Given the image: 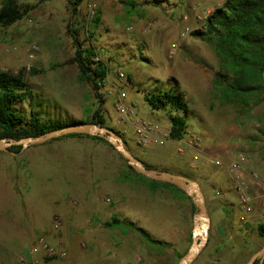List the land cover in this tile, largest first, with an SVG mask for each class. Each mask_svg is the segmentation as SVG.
Wrapping results in <instances>:
<instances>
[{
    "label": "rangeland",
    "instance_id": "rangeland-1",
    "mask_svg": "<svg viewBox=\"0 0 264 264\" xmlns=\"http://www.w3.org/2000/svg\"><path fill=\"white\" fill-rule=\"evenodd\" d=\"M178 1L194 0H159L158 7L149 0H83L75 15L67 0H18L28 11L0 27V71L21 76L31 86L33 98L17 106L27 116L32 110L51 121L94 123L97 111L144 164L158 169L161 161L173 163V169L198 183L209 216L207 240L189 264H246L264 245L258 234L264 224V100L251 98L246 105L215 90L214 74L223 71L212 44L203 40L196 43L205 48L204 60L189 54L193 63L180 67L181 52L173 56L170 51L180 47L181 28L169 34V23L182 15ZM77 42L80 50L95 48L93 56L84 54L87 66L95 70L103 62L127 101L161 132L169 134L170 110L152 109L144 94L180 90L190 108L180 138L196 137L205 151L225 160L241 148L251 211L239 210L234 184L222 167L194 159L182 143L138 144L133 131L117 122L114 95L81 75L74 59ZM119 70L125 75L121 80ZM129 165L110 143L88 136L48 139L17 153L0 151V264L31 256L35 237L45 233L104 236V248L110 250L102 258L105 264H179L193 242L195 203L179 187L182 193L152 189L154 179ZM113 216L135 227H104L102 222ZM55 220L61 222L57 230ZM136 227L163 244L150 243ZM82 256L76 264H96L95 258Z\"/></svg>",
    "mask_w": 264,
    "mask_h": 264
},
{
    "label": "trees",
    "instance_id": "trees-1",
    "mask_svg": "<svg viewBox=\"0 0 264 264\" xmlns=\"http://www.w3.org/2000/svg\"><path fill=\"white\" fill-rule=\"evenodd\" d=\"M83 0H67L72 9V15L77 13ZM28 11L22 9L18 0H2L0 8V27L9 26L20 20ZM93 23L99 22L98 15L94 16ZM90 31V35H91ZM192 37L210 43L213 46L222 72L214 74L213 85L215 90H220L223 96L235 100L240 97L242 102L248 105L253 98L254 103L264 100V0H224L220 7L214 9L211 15L207 16L204 25L191 31ZM81 43L77 42L75 62L80 68L81 75L93 82L97 87V80L104 77L107 70L106 65L100 62L95 70L90 69L84 61V54L89 52L94 55V47H85L80 50ZM31 86L21 77L0 71V139L18 140L23 137H34L43 134L48 130L65 126L67 124L83 121H72L61 123L42 119L32 110L27 116L17 106L20 102L33 98ZM145 101L152 109L170 110L171 138H180L187 127V117L190 110L180 90H161L154 93L144 94ZM96 122L105 124V118L94 114ZM88 136V138L105 141L101 136L88 134H66L60 137ZM20 145H10L9 151L17 153ZM132 169V166H128ZM145 167L150 168L145 164ZM152 189L157 186L167 188L171 192L182 191L169 182L152 180ZM123 223L127 226H134L132 222L122 221L113 216L111 221L102 222L104 227L111 228L116 224ZM135 227V226H134ZM136 229L142 236L153 244H163L161 240L152 238L148 232L141 227ZM258 234L264 238V224L258 226ZM253 264H264V259H259Z\"/></svg>",
    "mask_w": 264,
    "mask_h": 264
},
{
    "label": "built area",
    "instance_id": "built-area-1",
    "mask_svg": "<svg viewBox=\"0 0 264 264\" xmlns=\"http://www.w3.org/2000/svg\"><path fill=\"white\" fill-rule=\"evenodd\" d=\"M224 0H214L213 5L210 7L204 8V19L207 16L211 15L215 8L220 7ZM174 47L170 51V54L174 53ZM117 79L121 80L125 77L124 73L119 70L116 72ZM97 85L101 90L108 95L113 94L115 97L114 100V110L118 115L117 122L124 124L129 127L140 145L147 146L152 143L156 144H166L168 140L180 142L187 147L193 154L194 159L202 157V159L208 160L215 165L222 167L225 173L228 175L230 181L234 184V191L237 193V198L239 201V210L245 215L251 211V199L247 194V189L249 184L244 178L241 170L244 168L246 158L244 157L243 151L241 148L237 147L230 152L229 159L225 160L220 158V156L207 152L204 150L201 142L198 138L194 137L191 140H184L182 138H171L167 133L161 132L155 124L151 121L145 119L138 114L137 108L134 104L127 101L126 93L124 89L119 86V83H115L109 77L107 70L105 71L104 77L97 81ZM235 152V153H234ZM60 220H55L53 223L54 229H59ZM29 253V256H21L17 263L15 264H39V261L43 258L51 259L54 257H65L67 256L66 249L58 244L56 246L51 245L47 241L46 234H40L35 239L32 244ZM41 254V258H38L37 255Z\"/></svg>",
    "mask_w": 264,
    "mask_h": 264
},
{
    "label": "water",
    "instance_id": "water-1",
    "mask_svg": "<svg viewBox=\"0 0 264 264\" xmlns=\"http://www.w3.org/2000/svg\"><path fill=\"white\" fill-rule=\"evenodd\" d=\"M262 78L264 80V71ZM78 133V134H88L97 135L105 138L108 143L112 145L116 150H118L122 155L125 156L127 161L132 168L143 174V176L154 180H160L162 182H169L181 188L185 191L195 203L196 208V218L193 224L192 236L193 242L191 243L188 251L184 254L179 264H189L194 259L196 253L201 249L202 245L207 240L206 224L209 221V216L206 210V204L203 194L200 191L198 183L186 176L181 175V173H172L162 169H153L145 167L144 162L138 157L130 153L125 147L120 139L118 133L107 127L106 125L79 122L73 124H67L65 126L56 128L54 130H48L41 135L34 137H23L18 140L12 139H0V151H9L8 147L10 145H20L21 148H25L28 145L42 143L48 139H53L66 134ZM12 152V151H9ZM259 259L260 262L264 259V245L256 252H254L246 264H253Z\"/></svg>",
    "mask_w": 264,
    "mask_h": 264
},
{
    "label": "crops",
    "instance_id": "crops-1",
    "mask_svg": "<svg viewBox=\"0 0 264 264\" xmlns=\"http://www.w3.org/2000/svg\"><path fill=\"white\" fill-rule=\"evenodd\" d=\"M149 1L150 4L154 5L155 7L159 6V3L157 2L159 0H149ZM165 1L169 2V0H165ZM213 3L214 0H194L193 2L178 1L175 3L178 9L180 10L183 9V10L181 16H178L177 19H174L173 23L171 22L169 23L172 29L171 33L169 32V34H172L174 31L176 32L181 28L179 35L180 47H174V53H173L174 56L179 53L178 51L181 52L179 55L180 58L179 60L182 63L180 66L181 68L185 67L186 64L193 63L191 59L187 58L189 54L197 55L199 59L203 58L202 56L205 54V48L203 46H199L196 43V41L200 39L195 37H193L194 40H190V41L186 39L191 35V31H193L196 28H200L204 25V21H205L204 8L210 7L211 5H213ZM182 76L183 74L182 72H180V77ZM164 152L167 154L166 151ZM161 162H162V166H160L158 169L166 170L172 173L179 172L178 170L172 168L175 167L172 166L173 163L169 164L165 161L164 162L161 161ZM45 234L47 236V241L51 245L56 246L58 244H61L66 249L67 256L65 257L56 256L51 259L43 258L42 260L39 261V264H76L77 260H79L77 258H80L82 255L84 257L90 256L95 258L94 260L96 264H105L102 258L104 259L110 256V250L104 248L105 246L104 236H85V235H66V234H47V233ZM36 238L37 236L35 237V239ZM8 256L7 257L9 258L10 261L14 259V254L12 252ZM37 256L38 258H41V254ZM30 257L31 256L29 255V259Z\"/></svg>",
    "mask_w": 264,
    "mask_h": 264
}]
</instances>
